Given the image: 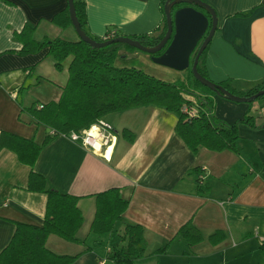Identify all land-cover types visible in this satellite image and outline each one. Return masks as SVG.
<instances>
[{
    "label": "crops",
    "instance_id": "obj_1",
    "mask_svg": "<svg viewBox=\"0 0 264 264\" xmlns=\"http://www.w3.org/2000/svg\"><path fill=\"white\" fill-rule=\"evenodd\" d=\"M85 1L87 29L93 36L104 37L111 30L128 36L159 35L163 30V0ZM205 1L218 15L204 58L209 77L217 83L231 80L237 91L255 88L264 81V0ZM68 5L69 0H0V133L36 136L40 142L46 138L48 129L23 110L60 99L69 79L70 59L60 71L48 47L19 53L23 47L19 33L28 24L36 27L35 38L41 41L80 39L73 25L54 22ZM119 54V66L143 68L151 74L155 67L160 69L156 76L191 83L185 71L157 64L147 52L124 44ZM201 92L213 99L212 112L220 119L235 123L248 114L254 116L255 126L240 123L236 151L201 146L193 152L176 131L179 115L155 105L108 114L104 119L117 134L112 147L95 149L59 135L44 147L33 167L21 162L15 151L3 149L0 253L12 240L16 222L42 225L45 221L47 194L29 189L34 169L46 176L52 188L82 196L79 207L85 221L78 232L82 242L56 234L47 241L56 253L80 254L73 264H99L111 248L125 243L122 234L129 222L144 225L148 242L147 255L137 264H264V101L251 104ZM186 96L197 100L195 95ZM124 128L135 133L134 141L122 135ZM112 187L122 188L129 207L113 232L95 234L91 231L95 194ZM190 220L204 236L194 246L178 235ZM217 231L225 234L214 244L210 237ZM168 243V253H153Z\"/></svg>",
    "mask_w": 264,
    "mask_h": 264
},
{
    "label": "trees",
    "instance_id": "obj_2",
    "mask_svg": "<svg viewBox=\"0 0 264 264\" xmlns=\"http://www.w3.org/2000/svg\"><path fill=\"white\" fill-rule=\"evenodd\" d=\"M166 2L167 0H163L164 12ZM75 5L83 29L90 34L87 29L86 1L75 0ZM54 22L62 27L73 24L70 5L56 14ZM167 28L165 14L164 27L159 35L145 33L129 36L140 40L145 45L152 46L161 41ZM35 30V26L27 24L19 33V37L23 41V47L19 53H35L48 47L49 54L54 57L58 70L63 71L70 59L68 64L69 79L59 100L41 105L33 104L23 110L27 111L38 125L45 129L51 128V131H54L53 133L47 132V136L42 142L38 141L36 136L24 137L11 131H1L0 152L3 149L13 150L17 153L20 161L25 164L33 167L44 147L54 137L69 135L72 131H82L90 128L110 113L139 106L155 105L176 112L179 115L176 131L193 152H198L201 146L214 151L226 149L236 151L238 140L241 137L240 123L255 126V118L252 114H248L235 123L218 118L212 112L213 99L202 92L198 93L195 88L192 89L182 80L166 81L141 68L117 65V59L120 56L119 50L124 45L123 43L117 42L103 47H94L81 38L69 40L63 37H47L41 41L35 38ZM117 36L119 34L115 33L110 39ZM93 37L100 41L106 40L103 37ZM125 45L137 50L134 46ZM205 52L206 50L200 57L198 69L205 77L211 79L207 74L203 58ZM190 74L198 83H201L194 76L192 69ZM219 84L240 96H251L264 89V81L247 91H237L232 86L231 80ZM207 87L208 92L217 93L209 86ZM187 94L195 95L200 106L199 115L193 118H189L182 110L185 104H194V101L186 96ZM255 101H264V95L249 103L252 104ZM21 119H23L22 116ZM122 135L130 141H134L136 137L129 128H124ZM29 189L47 194L45 221L42 225L16 222L17 229L12 240L0 253V264H73L80 254L56 253L47 246V241L51 234H56L68 241L82 242L78 236L85 221L84 214L79 207V200L82 196L52 188L48 185L46 176L34 169L30 174ZM199 192L203 193L201 186H199ZM95 196L97 197V210L91 231L99 235L109 234L123 219L130 199L123 195L120 187L109 188ZM224 234L223 231H217L211 235L210 239L214 244H217L223 240ZM178 235L187 240L191 246L204 239L202 232L192 220L180 228ZM122 239L125 242L122 246L111 248L108 254V263L110 261V264H137V259L147 255L148 242L144 225L127 223ZM169 249L170 243L158 248L153 253H168Z\"/></svg>",
    "mask_w": 264,
    "mask_h": 264
},
{
    "label": "water",
    "instance_id": "obj_3",
    "mask_svg": "<svg viewBox=\"0 0 264 264\" xmlns=\"http://www.w3.org/2000/svg\"><path fill=\"white\" fill-rule=\"evenodd\" d=\"M72 25L79 37L94 47H103L113 43H123L147 52L152 60L160 65L177 70L192 67L194 76L219 95L237 102H252L264 95V89L251 96H240L230 92L223 85L205 77L198 69L200 57L208 47L218 27V15L213 6L205 0H167L165 14L167 32L161 41L148 46L128 35L100 41L83 29L77 15L75 0H69ZM194 58V59H193ZM193 60V61H192ZM51 131V128H48Z\"/></svg>",
    "mask_w": 264,
    "mask_h": 264
},
{
    "label": "built area",
    "instance_id": "obj_4",
    "mask_svg": "<svg viewBox=\"0 0 264 264\" xmlns=\"http://www.w3.org/2000/svg\"><path fill=\"white\" fill-rule=\"evenodd\" d=\"M114 35L115 31L111 30L103 38L108 40ZM192 100L194 101L193 105L185 104L182 108L189 118L196 117L200 113L198 101L194 98ZM64 136L73 141L81 142L84 145H90L95 149H102L104 146H107V148L112 147L117 141L114 127L105 119L98 120L90 128L83 129L82 131H72L69 135ZM204 177L205 175L201 174L200 180L203 181ZM261 239H264V237H261ZM99 264H109L108 257L103 258Z\"/></svg>",
    "mask_w": 264,
    "mask_h": 264
},
{
    "label": "rangeland",
    "instance_id": "obj_5",
    "mask_svg": "<svg viewBox=\"0 0 264 264\" xmlns=\"http://www.w3.org/2000/svg\"><path fill=\"white\" fill-rule=\"evenodd\" d=\"M127 46V45H126ZM209 47H210V43H209V45H208V47H207V49H206V52H205V54L203 55V58H206L207 56V52H208V50H209ZM141 69H143V68H141ZM191 69H192V67H190V68H188V69H185V70H183V71H185L186 72V74L187 75H190V79H191V84L189 83V79H186V80H183L185 83H186V85H188L189 87H192V89H196L197 90V92L198 93H200L202 90L204 91V90H206V91H208L207 90V86L205 85V84H203V83H198L197 82V80H195V78L190 74V72H191ZM143 70H145V69H143ZM207 70V69H206ZM146 71V70H145ZM147 72V71H146ZM151 72L152 73H157V74H160V69H157V68H152L151 69ZM149 73V72H148ZM149 74H151V73H149ZM154 74H151V75H154ZM207 74H209V71L207 70ZM154 76H156V74L154 75ZM157 78H160V79H163V80H165L164 78H161V77H166V76H156ZM166 81H169V80H166Z\"/></svg>",
    "mask_w": 264,
    "mask_h": 264
},
{
    "label": "bare ground",
    "instance_id": "obj_6",
    "mask_svg": "<svg viewBox=\"0 0 264 264\" xmlns=\"http://www.w3.org/2000/svg\"><path fill=\"white\" fill-rule=\"evenodd\" d=\"M95 130V129H94Z\"/></svg>",
    "mask_w": 264,
    "mask_h": 264
}]
</instances>
